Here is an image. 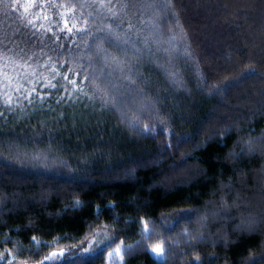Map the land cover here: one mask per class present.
Returning <instances> with one entry per match:
<instances>
[{"label":"trees","instance_id":"obj_1","mask_svg":"<svg viewBox=\"0 0 264 264\" xmlns=\"http://www.w3.org/2000/svg\"><path fill=\"white\" fill-rule=\"evenodd\" d=\"M108 2L0 0V264H264V0Z\"/></svg>","mask_w":264,"mask_h":264},{"label":"rangeland","instance_id":"obj_2","mask_svg":"<svg viewBox=\"0 0 264 264\" xmlns=\"http://www.w3.org/2000/svg\"><path fill=\"white\" fill-rule=\"evenodd\" d=\"M149 38V37H148ZM166 41H164V39L162 38V41L163 42H158V41H156V38H154L153 39V42L155 43V45H156V52L157 53H159L158 51V48H162V54L164 55V56H169V54L167 53V51H169V49H167V48H169L170 46H172V44L170 43V41H168L167 39H165ZM146 41V40H145ZM169 45V46H168ZM172 48H173V46H172ZM213 210H215V209H212L211 211H210V213L208 214V215H210L211 216V218L212 219H214L215 220V218L217 217V215L219 214V212L218 211H214L213 212ZM217 212H218V214H217ZM199 216H200V214H198ZM201 219L203 218V217H200ZM201 219H199V222H201L202 220ZM249 222L247 221V220H245V222L242 224V225H239V227H240V229H242V227H246V226H248L247 224H248ZM156 227V226H155ZM157 229H155V231H157L158 230V227H156ZM223 228V227H222ZM222 228H220L218 231H217V233H221L222 232ZM144 232H148L151 228H150V226L146 223L145 225H144ZM200 230H201V228H200ZM199 230V227H196L195 228V233H196V235H198V237H197V239H208L209 237H211V236H213V235H211L208 231H206L205 232V237H201V235L199 234L201 231ZM107 232V231H106ZM182 234H183V232H181ZM194 233V234H195ZM216 233V234H217ZM106 234L104 233V232H102V231H100L97 235H95V237H93V238H91V239H89L87 242H86V246L84 247V249L85 250H90V252H92V249L93 248H95V247H97V246H99V247H101L102 246V244L104 243L103 241H104V238L106 237L105 236ZM200 235V236H199ZM224 235V234H223ZM98 236V237H97ZM193 237H195L196 238V236L195 235H193ZM90 246V247H89ZM89 247V248H88ZM129 246H128V244H126V243H120V244H118L115 248H113V249H111L108 253H107V264H123V254L127 251V248H128ZM156 247H160V248H162L163 249V257H161V256H158L153 250L156 248ZM117 249H119V252H117ZM87 250V251H88ZM68 251H70L69 249L67 250V249H64V248H61V249H55V250H53V251H51V252H49V254L47 255V256H45L42 260H40L39 262H20V264H45V263H47V262H51V261H55V260H58V259H62L63 257H64V255L68 252ZM89 252V251H88ZM87 252V253H88ZM59 253H63V255H55V254H59ZM110 253H112V255H109ZM151 254L153 255V256H155L156 258H158V259H163L164 258V247H163V245H161V244H159V245H156V246H154V247H152L151 248Z\"/></svg>","mask_w":264,"mask_h":264},{"label":"snow or ice","instance_id":"obj_3","mask_svg":"<svg viewBox=\"0 0 264 264\" xmlns=\"http://www.w3.org/2000/svg\"><path fill=\"white\" fill-rule=\"evenodd\" d=\"M136 2H137V0H133V4H134V5H135ZM140 2H143V3H145V4H149V0H140ZM111 3H112V0H109L108 5L101 4V5H99V6H100V7H107L108 11H109L110 13H112L113 17H115L116 14L112 11V8L110 7ZM149 6H150V4H149ZM109 27H110V26H109ZM69 31H70V29H69ZM124 43H127V40H125ZM146 50H147V51H151L150 49H147V48H146ZM103 59H104V58H102V63H103ZM113 59H114V58H113ZM114 70H115V69H114ZM121 71H122V69H121ZM165 71L167 72V69H165ZM132 75H134V74H133V73H129V74L127 75V77H126V78L129 80V83H135V81L131 79V76H132ZM101 77L103 78V81H104L105 83H114V81H112V72H107V73H105V72L103 71V69H101V71H100V72L98 73V75H97V78H101ZM84 79H88V77H84ZM0 83H3V84H4L3 99H4L5 104H11V103H12V95H11V93L8 91V87H9V85H11L12 80L9 79L7 72H4V73H3V77H2V80H0ZM53 87H55V85H53ZM15 91H16V92H19V91H20V88H19V87L15 88ZM81 91H82V90H81ZM85 95H87V94H85ZM89 98L91 99V97H89ZM98 98H100L101 100H103V102H104L105 104H108V103H109V101H108L107 99H105L104 96H100V97H98ZM77 203H78V201H77ZM153 251H154L158 256L163 257V249H162V248H160V247H156ZM117 252H119V249H117ZM55 255H58V256H59V255H63V253H59V254H55ZM109 255H112V253H110Z\"/></svg>","mask_w":264,"mask_h":264}]
</instances>
